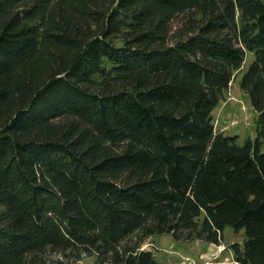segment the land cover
Wrapping results in <instances>:
<instances>
[{
  "label": "trees",
  "instance_id": "1",
  "mask_svg": "<svg viewBox=\"0 0 264 264\" xmlns=\"http://www.w3.org/2000/svg\"><path fill=\"white\" fill-rule=\"evenodd\" d=\"M237 75L243 143L213 116ZM228 226L264 264V0H0V264H158L147 238Z\"/></svg>",
  "mask_w": 264,
  "mask_h": 264
},
{
  "label": "rangeland",
  "instance_id": "2",
  "mask_svg": "<svg viewBox=\"0 0 264 264\" xmlns=\"http://www.w3.org/2000/svg\"><path fill=\"white\" fill-rule=\"evenodd\" d=\"M254 56L246 61L247 68ZM240 75L232 81L225 92L223 101L214 109V126L217 132L236 135L241 143L255 135L257 116L250 97L243 92L239 83ZM239 119L236 125L231 123ZM224 244H208L201 240L177 241L171 234H155L147 238L143 248L152 250L158 264H236L231 244H242L245 231L236 232L228 226L224 231ZM79 264H94V259L85 257Z\"/></svg>",
  "mask_w": 264,
  "mask_h": 264
},
{
  "label": "built area",
  "instance_id": "3",
  "mask_svg": "<svg viewBox=\"0 0 264 264\" xmlns=\"http://www.w3.org/2000/svg\"><path fill=\"white\" fill-rule=\"evenodd\" d=\"M238 121H239V119L234 120L231 124H232V125H236Z\"/></svg>",
  "mask_w": 264,
  "mask_h": 264
}]
</instances>
